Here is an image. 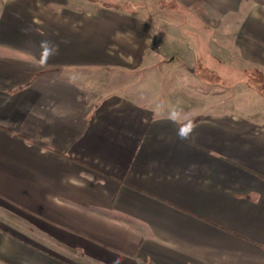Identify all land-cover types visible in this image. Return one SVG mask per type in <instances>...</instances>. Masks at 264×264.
<instances>
[{
  "label": "crops",
  "instance_id": "obj_1",
  "mask_svg": "<svg viewBox=\"0 0 264 264\" xmlns=\"http://www.w3.org/2000/svg\"><path fill=\"white\" fill-rule=\"evenodd\" d=\"M169 1L199 18L166 41L144 0H0V264H264V107L173 121L95 78L264 75V0Z\"/></svg>",
  "mask_w": 264,
  "mask_h": 264
},
{
  "label": "rangeland",
  "instance_id": "obj_2",
  "mask_svg": "<svg viewBox=\"0 0 264 264\" xmlns=\"http://www.w3.org/2000/svg\"><path fill=\"white\" fill-rule=\"evenodd\" d=\"M145 14L148 20L160 21L164 28H157L163 38L171 39L174 35L171 28L165 26L172 23L187 22L199 17L194 14L190 16L186 12H177L169 0H144ZM162 3V5H160ZM183 30H186L184 27ZM213 47V46H212ZM160 50L159 48H157ZM161 52H163L161 50ZM165 61V58H163ZM167 61H169L167 59ZM184 60H182L183 62ZM178 61L173 66H165L164 74H159L156 69L121 71L119 73L101 71L95 75L100 83L112 84L126 82L129 90L133 93L141 92L144 99L156 107L160 113L170 112L173 109H189L192 106H199L200 109H212L217 106L225 107L228 102L233 101L248 111L258 108L263 110L264 100L256 95V90L264 91V75L254 74L244 76L240 83H233L234 75L224 76L227 83L224 85L204 84L189 73L187 64H180ZM229 71V70H227ZM184 73V74H183ZM175 74L181 75L175 77ZM206 74V73H205ZM207 75V74H206ZM237 77V76H236ZM238 78V77H237ZM218 84V83H217ZM154 107V108H155Z\"/></svg>",
  "mask_w": 264,
  "mask_h": 264
},
{
  "label": "clouds",
  "instance_id": "obj_3",
  "mask_svg": "<svg viewBox=\"0 0 264 264\" xmlns=\"http://www.w3.org/2000/svg\"><path fill=\"white\" fill-rule=\"evenodd\" d=\"M41 46L43 48L44 62L46 63L47 59L55 55V47L49 41H43L41 43ZM178 117H181V113L176 109L171 110L168 114V119L173 121H175ZM182 118L184 119V122L181 123L180 127L177 130L178 138H180L181 140L194 138V133L198 125L190 116L185 115Z\"/></svg>",
  "mask_w": 264,
  "mask_h": 264
}]
</instances>
